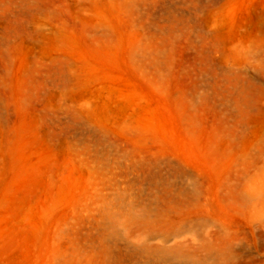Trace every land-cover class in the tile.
<instances>
[{
  "label": "rangeland",
  "instance_id": "374dc122",
  "mask_svg": "<svg viewBox=\"0 0 264 264\" xmlns=\"http://www.w3.org/2000/svg\"><path fill=\"white\" fill-rule=\"evenodd\" d=\"M0 264H264V0H0Z\"/></svg>",
  "mask_w": 264,
  "mask_h": 264
}]
</instances>
